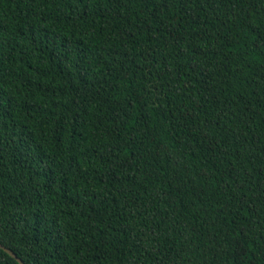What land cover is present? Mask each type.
I'll use <instances>...</instances> for the list:
<instances>
[{"label":"trees","instance_id":"trees-1","mask_svg":"<svg viewBox=\"0 0 264 264\" xmlns=\"http://www.w3.org/2000/svg\"><path fill=\"white\" fill-rule=\"evenodd\" d=\"M0 243L264 264V0H0Z\"/></svg>","mask_w":264,"mask_h":264},{"label":"water","instance_id":"water-1","mask_svg":"<svg viewBox=\"0 0 264 264\" xmlns=\"http://www.w3.org/2000/svg\"><path fill=\"white\" fill-rule=\"evenodd\" d=\"M0 248H2L4 251H6L8 254H10L12 257H14L20 264H26L21 258H19L10 248L2 245L0 243Z\"/></svg>","mask_w":264,"mask_h":264}]
</instances>
